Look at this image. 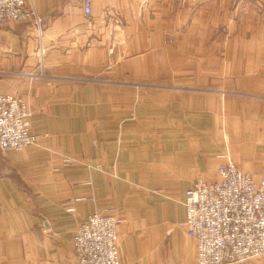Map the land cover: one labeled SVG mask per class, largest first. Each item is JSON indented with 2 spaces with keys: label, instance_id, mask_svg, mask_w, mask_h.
<instances>
[{
  "label": "crops",
  "instance_id": "obj_1",
  "mask_svg": "<svg viewBox=\"0 0 264 264\" xmlns=\"http://www.w3.org/2000/svg\"><path fill=\"white\" fill-rule=\"evenodd\" d=\"M28 6L41 28L0 22V92L41 142L0 156V264H78L95 212L124 216L122 264H196L187 189L217 178L220 152L264 168V0Z\"/></svg>",
  "mask_w": 264,
  "mask_h": 264
},
{
  "label": "built area",
  "instance_id": "obj_2",
  "mask_svg": "<svg viewBox=\"0 0 264 264\" xmlns=\"http://www.w3.org/2000/svg\"><path fill=\"white\" fill-rule=\"evenodd\" d=\"M92 13V0H77ZM41 19L28 0H0V22ZM32 112L24 98L0 92V156L40 144L31 129ZM217 178H198L187 189L184 204L188 234L197 245L196 264H244L264 257V169L259 176L244 171L227 153H220ZM80 199V198H77ZM69 211L75 207L70 206ZM124 216L95 212L83 219L73 236L78 264H122L119 226Z\"/></svg>",
  "mask_w": 264,
  "mask_h": 264
},
{
  "label": "rangeland",
  "instance_id": "obj_3",
  "mask_svg": "<svg viewBox=\"0 0 264 264\" xmlns=\"http://www.w3.org/2000/svg\"><path fill=\"white\" fill-rule=\"evenodd\" d=\"M156 84V83H155ZM161 88H167L166 86H170V89H172V90H178V89H180V88H182V87H184V85H182V84H180V83H178V82H171V84H165L164 86L165 87H163V85L161 84V85H159ZM221 153V152H220ZM256 163L257 161H253V163ZM264 168H262V170H263ZM261 173H262V171H261ZM262 259H264V257H261Z\"/></svg>",
  "mask_w": 264,
  "mask_h": 264
}]
</instances>
